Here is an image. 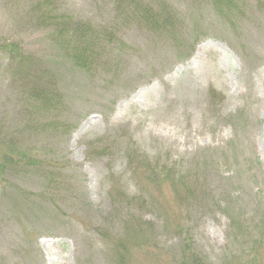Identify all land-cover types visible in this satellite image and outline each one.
I'll use <instances>...</instances> for the list:
<instances>
[{"label":"rangeland","instance_id":"1","mask_svg":"<svg viewBox=\"0 0 264 264\" xmlns=\"http://www.w3.org/2000/svg\"><path fill=\"white\" fill-rule=\"evenodd\" d=\"M143 1L0 0V264H264V0Z\"/></svg>","mask_w":264,"mask_h":264},{"label":"trees","instance_id":"2","mask_svg":"<svg viewBox=\"0 0 264 264\" xmlns=\"http://www.w3.org/2000/svg\"><path fill=\"white\" fill-rule=\"evenodd\" d=\"M222 1L224 3L226 0H222ZM131 2H132V0L131 1L129 0V3L127 4V6L130 7L132 10H134V8L135 9L140 8V7L143 8L145 6L147 8L154 7L156 9V12L158 13V15L155 14V16L157 18H159V20L155 19L154 16H152L150 13H148L146 16V19H148L149 21L142 19L143 22H146L151 28H154V27L159 28L161 21L166 23L165 8L163 6H161L160 8L156 7V6L152 5V1H143L144 2L143 5H141L140 2H137L133 6ZM227 7L230 8V6H227ZM150 11L153 12L152 10H150ZM159 11H160V13H159ZM46 15L47 16L45 18H47L49 16L48 14H46ZM53 18L49 17L47 20H44L43 26L45 29H47V27L50 26V24L48 22L52 23ZM167 23L171 24L170 26H167V27L171 28L173 26V23L171 20L169 21V18L167 19ZM85 32H86V29H84L83 27L82 28L69 27V28L65 29V28H62L60 25H57L48 33L47 39L52 41V42L58 41V39H60L61 43H63L62 48L65 50V52H67L68 55H70L72 53L73 60L77 64L84 66V65H87V62L84 58L85 57V51L84 50H86L87 43H88V41L87 42L85 41L86 37L82 35V34H85ZM75 50H78V51L74 54ZM22 60H23V58H22ZM49 96H50V94L47 95V98H49ZM191 244L192 243L187 242L185 245H191ZM186 247L189 250H191L189 248V246H186ZM192 264H197V261L193 262Z\"/></svg>","mask_w":264,"mask_h":264}]
</instances>
